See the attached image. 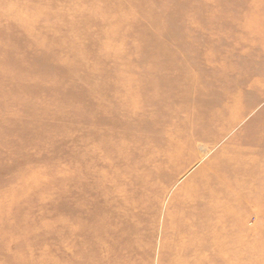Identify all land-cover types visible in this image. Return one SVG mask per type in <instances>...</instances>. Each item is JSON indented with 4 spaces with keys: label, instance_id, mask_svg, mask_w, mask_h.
<instances>
[{
    "label": "rangeland",
    "instance_id": "rangeland-1",
    "mask_svg": "<svg viewBox=\"0 0 264 264\" xmlns=\"http://www.w3.org/2000/svg\"><path fill=\"white\" fill-rule=\"evenodd\" d=\"M186 1L171 17L178 0H0V264H73L99 156L98 178L134 184L121 264H264V0ZM95 127L108 141L89 160ZM28 192L35 241L13 223Z\"/></svg>",
    "mask_w": 264,
    "mask_h": 264
},
{
    "label": "bare ground",
    "instance_id": "bare-ground-1",
    "mask_svg": "<svg viewBox=\"0 0 264 264\" xmlns=\"http://www.w3.org/2000/svg\"><path fill=\"white\" fill-rule=\"evenodd\" d=\"M188 2L190 1L178 0V2L175 3V5L169 6L167 8L168 11H171V10H174V11L173 13L168 14V16L170 15L171 17H175L176 15L175 12L178 10L180 11L181 9L180 7L182 6L184 7V3H188ZM143 5L144 3L142 2L141 6ZM159 5H163V2L158 4V6ZM140 10H141L140 7H138V11ZM177 17L178 18L175 20L177 21L178 24H180L181 21H179L178 19H183V16L181 18L180 14H177ZM135 31L136 29H134L133 32H130V33H134ZM128 39H130L131 41V37ZM88 48H91V47H88ZM66 78L68 77L66 76ZM68 80L66 81L68 84H74V86H77L78 89L84 88L83 83L81 82L78 83L75 79L68 78ZM66 82L64 81L63 84ZM90 90H91L90 96L94 95L93 90L92 89ZM242 90L245 91L244 89H241L240 91ZM172 98L173 97H171V99ZM137 101L138 100L135 99L133 104L136 103ZM122 103L125 106H128L125 102L122 101ZM130 110L131 109H129L127 113ZM47 111L51 113H55V108H49V110ZM75 115H77V113L71 114L73 118H76ZM97 128L98 127H95L91 129L90 131H88V134H90V138L88 141H86L85 144H83L84 154L86 151V156L89 157V160H91V158L98 151L102 150L104 148L103 143H105V141L106 142L108 141V138L102 139L101 136H97L96 138V133L101 131V128H98V129ZM73 131L77 132L76 130H74V128H70L69 134L70 133L72 134ZM4 133H7V131ZM6 136L9 137V139L17 140V136H13V134L8 133ZM74 138L77 139L78 137L74 136ZM131 143H136V141H131ZM52 151L53 150H51V153ZM147 160L149 161L150 158L149 159L147 158ZM96 161L98 162L91 161L90 165L88 167L86 166V174L83 176L85 178V185L87 187H90V189H88V194L87 196H85L83 203H82L83 198L80 202V204L83 205L82 208H80V211H81L80 215L76 214L73 217L72 222H71L72 241L73 243L78 245V248L72 251L73 264H107L110 261V259L111 261L114 259V262L116 264L117 263L121 264L123 263L122 260L120 259L121 258V250H120L121 235L123 236L125 235L124 237L126 239V237H130L134 234L135 235L138 234V229H137L138 223L137 221H135V219H137V216L139 217L140 214H138L139 212H136V209L134 206V200H133V193L130 195H126V196L121 195L120 193H124L125 191H128V189L129 190L133 189L134 184H133V181L126 180L127 178H124L122 180L116 178L115 173H112L109 177L106 176L105 179L98 178L97 174H95L96 172L95 167L104 166V164L106 163V159L104 160V156H99ZM142 161H145V159H143ZM139 174H140V179L144 180L143 181L144 184L146 182L147 183L151 182L152 179L150 180V178L152 177V175H150L149 171H146L145 173L139 172ZM145 175H147L146 179H145ZM233 179L235 178L231 174L229 176H225L224 178L219 177V180L222 183H224V181L231 183ZM74 184H75L74 186H77V182H75ZM140 184H142V182ZM136 185H139L138 181L136 182ZM76 190H77V187H76ZM7 193L9 194V192ZM29 193H31L30 195H34L32 192H28L25 194L21 193V197L18 200L14 201L12 199V202H14L17 206H19L17 208L23 210L13 217V223L17 224L19 228H21L20 232L36 234V236L30 235V241L31 240L35 241L38 238L37 236L39 237L41 236L40 234L43 233L42 232L43 230L42 229L40 231L34 230L32 229L33 227H30L28 221L25 222L26 218L27 220L28 219L32 220L33 217H37L34 214L32 215L26 214V211L28 210L31 203H33V199H34L32 197L31 198L26 197L29 195ZM39 193H42V192H39ZM149 193L150 191L145 190V193L141 194V196H144V197L142 199L139 198L138 200H135L136 206L139 207L140 204L147 203V200H148L147 196ZM219 194H222V193H218V195ZM46 195L47 194H41L40 198L42 197L45 202H48L46 201L48 197L45 198ZM54 197L50 199L49 203L57 205L58 197H56V195H54ZM9 203H10V200H9ZM78 205L79 203L77 202L76 198L73 197L71 199V205H70V209H72L73 213H76V211L79 210V208L77 207ZM203 209L197 210L195 208L193 213H196L195 215L197 216H201V218L211 219L212 217L211 210L203 211ZM126 210H131V211L126 212ZM112 214L115 215V220L109 223L108 221H106V218L113 216ZM122 223H124V230L128 228L127 233L123 231V228L121 227ZM198 225L199 226H196V227L199 230L208 228L209 226V225H202L199 223ZM80 234L82 236H80ZM127 240L128 239H126V241ZM110 255H113V257H110ZM133 255H134V252L132 253L131 257ZM192 255H194V259H200L196 256L195 253H192Z\"/></svg>",
    "mask_w": 264,
    "mask_h": 264
}]
</instances>
